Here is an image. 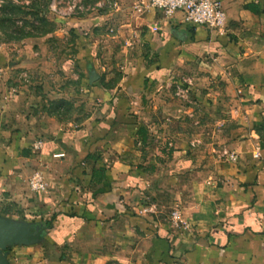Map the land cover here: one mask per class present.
<instances>
[{
    "label": "crops",
    "instance_id": "1",
    "mask_svg": "<svg viewBox=\"0 0 264 264\" xmlns=\"http://www.w3.org/2000/svg\"><path fill=\"white\" fill-rule=\"evenodd\" d=\"M139 1L93 20L114 15L136 54L114 85L97 87L110 95L100 119L32 142L11 110L21 97H0V199L48 220L37 241L9 246L7 264H264V126H254L264 115V0H221L222 35L180 12H136ZM34 172L39 192L28 187Z\"/></svg>",
    "mask_w": 264,
    "mask_h": 264
},
{
    "label": "rangeland",
    "instance_id": "2",
    "mask_svg": "<svg viewBox=\"0 0 264 264\" xmlns=\"http://www.w3.org/2000/svg\"><path fill=\"white\" fill-rule=\"evenodd\" d=\"M114 1L119 5L125 2L0 0V97H21L11 110L18 112L15 125L27 140L43 144L60 140L62 131L75 129L87 115L93 114L83 127L100 119L96 114L103 113V97L110 95L97 87L106 89L114 85L121 66L136 55L133 49L125 52L126 42L116 36L114 15L109 19L111 25L108 21L93 23L98 15L116 9L111 6ZM89 60L92 67L86 69ZM67 64L68 71L64 68ZM2 120L10 122L9 117ZM260 120L254 126H264V115ZM212 124L217 126L214 118ZM2 136L0 133V140ZM19 204V208L15 207L17 202L4 194L0 199V216L6 210L13 213L15 223L35 225L37 232L47 229L42 228L47 225L46 217L35 222L34 214L28 213L24 203ZM165 206L167 212L172 210V205ZM9 246L3 251L10 250Z\"/></svg>",
    "mask_w": 264,
    "mask_h": 264
},
{
    "label": "built area",
    "instance_id": "3",
    "mask_svg": "<svg viewBox=\"0 0 264 264\" xmlns=\"http://www.w3.org/2000/svg\"><path fill=\"white\" fill-rule=\"evenodd\" d=\"M112 8H118L119 4L114 1ZM133 9L136 12L143 13L149 10L159 12L163 17L169 18L175 12H180L182 19L195 26H204L217 35L225 32L226 14L223 10L221 0H140L135 2ZM227 159L235 160L236 154L233 152H224ZM61 154H55L60 156ZM28 187L32 191H41L46 184L40 172L32 173L27 179ZM174 224L187 227L178 209H173L170 213Z\"/></svg>",
    "mask_w": 264,
    "mask_h": 264
},
{
    "label": "water",
    "instance_id": "4",
    "mask_svg": "<svg viewBox=\"0 0 264 264\" xmlns=\"http://www.w3.org/2000/svg\"><path fill=\"white\" fill-rule=\"evenodd\" d=\"M35 225L15 223L14 220L0 216V264H7V245H27L40 237Z\"/></svg>",
    "mask_w": 264,
    "mask_h": 264
},
{
    "label": "trees",
    "instance_id": "5",
    "mask_svg": "<svg viewBox=\"0 0 264 264\" xmlns=\"http://www.w3.org/2000/svg\"><path fill=\"white\" fill-rule=\"evenodd\" d=\"M144 55L146 57V54H144ZM23 155H27V153L24 152ZM104 172H105V169H104L103 166H99L98 168H95V169L92 170L93 175L99 176V178H102L104 176ZM46 231H47V229L46 230H41L40 231V236L44 235V233Z\"/></svg>",
    "mask_w": 264,
    "mask_h": 264
}]
</instances>
